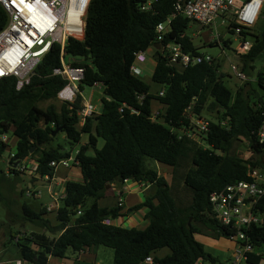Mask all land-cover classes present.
I'll use <instances>...</instances> for the list:
<instances>
[{
    "label": "trees",
    "instance_id": "trees-1",
    "mask_svg": "<svg viewBox=\"0 0 264 264\" xmlns=\"http://www.w3.org/2000/svg\"><path fill=\"white\" fill-rule=\"evenodd\" d=\"M148 1L90 0L84 40H69L65 58L85 72L79 84L81 93L97 83L106 85L102 112L86 118L82 127H78L84 102L81 95L73 104L62 103L60 109L54 105L39 107L41 102L57 99L68 83L54 75V70L62 66L59 44L43 57L31 82L21 90L17 89L16 78L0 79V135L12 131L17 138L10 162L32 159L38 164L40 177H53L50 163L70 158L76 152L74 166L83 176V182L66 184L55 223L48 219L50 213L44 205H22V220L54 236L32 233L30 238L19 241L16 245L20 260L26 263L49 264L51 257L67 258L69 250L80 253L98 246L114 250L113 264H144L149 256L154 264L216 263L219 260L205 250L198 236L207 230L216 239L231 240L228 228L216 218L210 196L229 185L251 180L249 169L264 168V151L256 148L257 132L264 122V12L254 33L243 32L253 36V46L241 58L242 70L250 78L262 64L256 75L259 90L248 81L234 92L215 61H203L186 69L169 64L166 53L173 42L180 43L188 53L202 55L187 35L192 21L177 16L165 40L157 43V27L175 13V0H154L151 10L146 11L143 7ZM8 21L0 4V32ZM150 49L154 50L155 69L148 82L133 74L131 68L136 55ZM153 86L164 89L165 95L160 97V91L153 94ZM190 106L200 117L205 111L216 112L209 132L200 135L202 141L187 135L192 125L185 112ZM156 109H162V113L154 121L151 115ZM57 129L66 135L71 145L69 152L54 146ZM84 135L88 141L83 144ZM100 141L104 143L102 148ZM203 141L210 148H205ZM8 142L0 139V159L10 148ZM237 142H247L257 158L244 160L232 153ZM147 159L172 167L173 183L157 170L147 168ZM18 175L22 173L1 172L0 177L11 179ZM116 178L115 184L131 180L150 187L143 203L133 209H148L145 218L149 225L145 229L104 223L121 210L100 206L111 189L107 186ZM37 180L34 177L31 182ZM181 189L191 195L186 204L179 197ZM1 202L5 198L0 191ZM256 208L262 221L249 231L254 252L248 255L246 264L263 261L257 250L264 246V199ZM164 249H169L170 254L159 256Z\"/></svg>",
    "mask_w": 264,
    "mask_h": 264
},
{
    "label": "built area",
    "instance_id": "built-area-1",
    "mask_svg": "<svg viewBox=\"0 0 264 264\" xmlns=\"http://www.w3.org/2000/svg\"><path fill=\"white\" fill-rule=\"evenodd\" d=\"M89 2L90 0H0L1 6L9 17L6 27L0 32V79L16 78L17 89L21 90L31 82L34 70L43 57L54 44H59L62 51V66L54 70V75L61 76L68 83L58 94V98L63 103L73 104L78 95L83 94L79 89V84L84 79L85 72L84 69L74 67L67 61L65 48L70 39L84 40V17ZM153 2L154 0H149L143 9L151 10ZM78 8L82 10L77 11ZM174 8L175 13L157 27V43L165 40L169 26L179 15L204 26L216 25L219 19L224 23L226 19L231 18L229 27L240 43L236 51L242 58L250 52L253 46V36L243 35V32L254 33L253 30L263 18L264 0H175ZM166 57L170 65L184 69L203 61H215L210 55L196 56L188 53L184 51L180 43L176 42L168 47ZM147 62L148 52H139L131 68L133 74L145 79L148 74L145 68ZM232 70L238 78L247 79L242 68L232 65ZM97 85L102 84L97 83L95 86ZM164 95L165 91L161 89L159 96ZM161 113L162 109H156L151 115L152 120H159ZM94 114L98 113L91 100L84 101L83 108L79 111L80 121L85 123L86 118ZM185 116L191 120L192 125L187 135L200 141L202 139L200 135L209 132L212 121L196 115L192 106L186 110ZM226 124L227 122H222V125ZM256 138L257 146L264 151V122ZM7 140V136L2 137V141ZM76 163L75 154L70 158L51 162L50 167L55 173L60 167L69 169ZM9 165L12 172L17 171L40 177L37 174L38 164L32 159L10 162ZM248 175L251 180L229 185L224 190L214 192L210 196V203L216 218L228 228L231 240L236 242L229 264H246L248 255L254 252L249 231L262 221L256 205L264 199V168H251ZM42 178L48 182L54 181L50 175ZM141 185L144 186L143 183ZM28 195L33 194L29 191ZM60 200L54 197L53 202L46 206L48 212L58 211ZM123 202V195L120 194L119 207L123 206ZM104 223L109 225L111 220L106 219ZM145 263L154 264L153 257H147ZM15 264H23V261L17 260Z\"/></svg>",
    "mask_w": 264,
    "mask_h": 264
},
{
    "label": "rangeland",
    "instance_id": "rangeland-1",
    "mask_svg": "<svg viewBox=\"0 0 264 264\" xmlns=\"http://www.w3.org/2000/svg\"><path fill=\"white\" fill-rule=\"evenodd\" d=\"M82 9L78 8L77 11ZM232 21L231 18L226 19L224 23L222 20H217L216 25L212 26H204L197 22H191L189 28L187 30V35L193 39L195 46L199 49V53L202 55H210L215 59L216 63H219L221 68L220 71L225 75L226 84L234 91L238 90L248 81H252L253 87L258 89L256 84V75L262 69V64H258V68L253 75V77L247 76L246 80H242L238 78L233 70L232 65H237L240 69L242 68L241 57L238 55L236 49L240 46L239 41L234 36L233 32H231V28L229 27V23ZM85 22V17H84ZM85 31V29H84ZM228 43V46L225 45ZM154 50L150 49L148 52V65L146 67L148 74L145 76V80L150 82L152 74L155 69V61H154ZM247 75V74H246ZM161 88L159 86H153L152 93L156 94L160 91ZM262 92V91H261ZM260 94V92L258 91ZM83 100L89 101L93 103L96 107L97 113H101L103 110L102 98L104 97V90L102 85H97L93 87H85L83 91ZM62 101L57 98L50 101H44L39 104V107L42 109H47L49 106L54 105L58 109H60L62 105ZM158 105L154 103V107ZM203 117L210 120L215 121L216 112H207L203 113ZM81 125V124H80ZM78 125V127H80ZM57 138L54 142V146H62L65 152H69L71 150V145L69 144L66 135L62 132L57 133ZM3 136H7L8 145L10 148L4 153L2 158L0 159V176L1 172L10 175L12 172L10 170V160L12 155L16 152V144L17 138L14 136L13 132L10 131L4 135H0V139ZM88 141L87 135L83 136L82 143H86ZM202 141V140H201ZM103 141H100L99 148H102ZM202 145L205 148H210V146L206 142H202ZM232 153L236 154L240 158L244 160H254L256 159V155L251 149L250 145L247 142H237L234 146ZM76 152L73 153L75 155ZM263 160V158H262ZM146 167L152 168L154 170H159L160 166L158 163L151 159L146 160ZM60 171L57 175L56 182L63 181H72V182H81V172L80 168L76 166H71L69 169L58 168ZM261 170V169H260ZM183 174V173H182ZM181 174V175H182ZM181 175L178 176L181 178ZM3 178V177H2ZM0 177V191L2 196L5 198V202L0 203V264H15L17 260L21 258L20 253L17 250V243L19 241H23L25 239L30 238L32 233H45L50 237H53L49 232L44 229H41L35 225H32L21 218L22 205L28 203L35 208H40L41 205H47L50 202H53L52 194L50 193V183L45 181L43 178L39 180V182H34L35 186L29 188V183L34 178L31 174L23 173L18 176H11V179ZM169 182L173 183V177H167ZM116 185V184H114ZM132 187L133 183L126 184V187ZM28 187V190H26ZM124 186L118 189L117 192H112V198L118 197V194L123 191ZM32 192V196L28 195V192ZM38 192L40 195L38 198L33 197L34 193ZM182 200L185 202H189L191 199L190 193L184 190H179ZM63 195V191H61L60 187L54 188V197H60ZM111 199V198H110ZM108 205L112 204V199L107 201ZM186 204V203H185ZM48 219L55 223L57 213L49 212ZM126 228V227H125ZM203 232L207 235L198 236L199 241L204 244L205 250L212 254L219 261L216 263L207 262L206 264H226L230 256L233 255L234 249L236 246V242L231 241L226 238H214L211 236V232L207 230H203ZM96 252V259L94 261L95 264H113L115 252L113 249L99 246ZM167 253L170 254L169 249H164ZM258 254H262L263 261L261 264H264V246L257 250ZM95 254V253H94ZM159 256L163 255V252L158 254ZM68 264H93L90 261L84 263L85 260H79V254L74 253L72 250H69L67 253ZM64 260L60 258L51 257L49 264H59L63 263ZM23 264H29L23 261Z\"/></svg>",
    "mask_w": 264,
    "mask_h": 264
},
{
    "label": "crops",
    "instance_id": "crops-1",
    "mask_svg": "<svg viewBox=\"0 0 264 264\" xmlns=\"http://www.w3.org/2000/svg\"><path fill=\"white\" fill-rule=\"evenodd\" d=\"M148 63L145 64V68L147 67ZM157 107H159V105ZM80 124H81L80 127H82L84 125V122L80 121ZM158 164L160 166V168L158 170L160 175L165 176L166 178L172 176V174H173V168L172 167L162 165L160 163H158ZM61 168H64V167H61ZM64 169H66V168H64ZM59 172L60 171L58 169L55 171L54 176H53L54 181H50L49 183H50V193L52 194V198H54L53 196H54V188L55 187L56 188L60 187L61 191H63V195H61L60 197L56 196L57 198L61 199L59 201V205L61 207L62 200L65 197L66 184L68 182H72V181H66L65 182L62 180V182H58L57 184H54L56 182V178H57V175ZM80 172H81V170H80ZM81 177H82L81 182H83L82 173H81ZM36 178L38 180L35 182H39V180H42V177H38V175ZM131 182L133 183V186L132 187H129V186L126 187V184H130ZM34 186H35L34 183H32V182L29 183V188L32 189V187H34ZM123 186H124V189H123V191H121L118 194V197H115V198L110 197L113 195L112 192H117L118 189H120ZM149 190H150V187L146 186L145 184H144V186H142L141 184L134 182V181H131V180H127L124 183H120V184H116V185L113 184L111 186L110 191L107 193L105 199H103L100 202V206H101V208H107V209L118 208L119 207V195L122 194L124 202H123V206L119 207V208H121V210L118 212L116 217H114V218L110 217L108 219L111 220V223H113L117 226H122V227H126V228L145 229L149 225V222L145 218V215L147 214L148 209L144 208V209H141L139 211H134L133 209L136 206L143 203L144 198H145L144 195L149 193ZM35 193L39 197L40 194L38 192H35ZM110 198L112 199V204L108 205L107 201L111 200ZM51 203L52 202H50L49 204H51ZM49 204L44 205V206L46 207ZM51 212L57 213V211H51ZM98 247H93L91 249H87V250H84V251L78 253L79 254V260H85V261H83L84 263L91 260V262L93 264H95L94 261H92V260H93V258L95 260L97 257V255H96L97 249L96 248H98ZM17 250H18V248H17ZM161 252H163V255L169 254L164 250L160 251L159 254ZM231 258H232V256H230V258L228 259L226 264H229ZM63 260H64V262L59 263V264H68L67 263L68 258H64ZM49 263H50V260H49ZM2 264H3V262H2ZM144 264H146V263H144Z\"/></svg>",
    "mask_w": 264,
    "mask_h": 264
},
{
    "label": "water",
    "instance_id": "water-1",
    "mask_svg": "<svg viewBox=\"0 0 264 264\" xmlns=\"http://www.w3.org/2000/svg\"><path fill=\"white\" fill-rule=\"evenodd\" d=\"M104 86H106V85H104ZM256 96L257 97H259L260 96V94L259 93H257L256 94ZM260 100L261 101H263V99L262 98H260ZM60 132V130L59 129H57L56 131H55V135L57 134V133H59ZM256 148L258 149V146H256ZM118 181V178H116L115 180H112L111 182H110V184L107 186V189L109 190L110 188H111V186L113 185V184H115V182H117Z\"/></svg>",
    "mask_w": 264,
    "mask_h": 264
}]
</instances>
